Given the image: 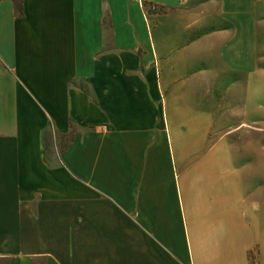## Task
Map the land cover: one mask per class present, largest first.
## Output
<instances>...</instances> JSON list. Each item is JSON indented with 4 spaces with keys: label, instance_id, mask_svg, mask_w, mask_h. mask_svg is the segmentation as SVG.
I'll return each mask as SVG.
<instances>
[{
    "label": "crops",
    "instance_id": "obj_1",
    "mask_svg": "<svg viewBox=\"0 0 264 264\" xmlns=\"http://www.w3.org/2000/svg\"><path fill=\"white\" fill-rule=\"evenodd\" d=\"M257 26L264 0H0V260L264 264V138L212 171L172 135L231 112L237 68L264 135Z\"/></svg>",
    "mask_w": 264,
    "mask_h": 264
},
{
    "label": "rangeland",
    "instance_id": "obj_2",
    "mask_svg": "<svg viewBox=\"0 0 264 264\" xmlns=\"http://www.w3.org/2000/svg\"><path fill=\"white\" fill-rule=\"evenodd\" d=\"M143 9L145 14L153 12L156 14H168L171 13V9H163L161 6L155 3V5H145L143 2ZM150 11V12H149ZM166 12V13H165ZM192 19H189V22ZM195 20V19H193ZM204 26L201 30H198L197 33L191 34L188 40V44L196 42L201 33L210 31L212 26L210 19L203 20ZM259 18H257V24ZM192 23V21L190 22ZM189 23V24H190ZM208 23L209 25H206ZM197 25V24H196ZM193 26H189V29ZM257 33L252 35V48L255 49V56L257 63L260 67L261 59L264 63V28L257 26ZM227 48L225 55H231L233 45ZM195 50L189 51V55L194 53ZM169 57H166V60ZM264 68V67H263ZM156 75H159V63L155 62ZM242 69L233 71L235 76V81H231L232 78L229 77L230 82H226L223 85V89L236 94V101L232 104L231 112H229V106L226 108L227 103L223 100L217 102V99L214 98L211 104H207L206 111L202 118H199L198 124L201 126V131H194L196 127L194 124H189L192 130H183L173 132L172 135H176V140L181 145V150L186 152L188 155V169L189 170H212V171H229V170H243L245 166V161L250 159L249 154H254V143L259 140L261 137L264 138V135H261L260 131L257 130L258 125L245 122V120L250 121L249 118L245 119V110H244V100L239 99L244 93V84H243V74ZM195 74V73H194ZM191 74V75H194ZM234 87V89H232ZM189 92L194 93V90L191 91V88L187 89ZM231 93V94H232ZM244 96V94H243ZM161 100H166L165 96H161ZM189 102V99H187ZM220 102V104H219ZM188 105V104H187ZM188 107V106H187ZM214 107H216L214 109ZM210 108L212 110H210ZM212 111L213 114H209ZM217 111V114H215ZM257 109L253 110L252 113H255ZM258 112V111H257ZM189 121L192 120L195 122V118H192L191 115H188ZM255 116L251 117L254 119ZM49 140V141H48ZM48 146H51L52 141L50 138L47 139ZM186 142V146H184ZM246 154V156H245ZM248 154V155H247ZM8 259H1L0 264H8ZM42 261H39V264Z\"/></svg>",
    "mask_w": 264,
    "mask_h": 264
}]
</instances>
